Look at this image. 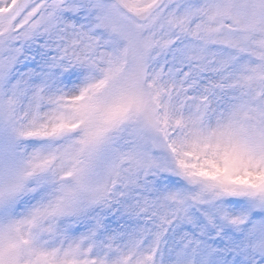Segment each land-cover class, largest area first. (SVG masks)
<instances>
[{"label":"snow or ice","instance_id":"6c2138e0","mask_svg":"<svg viewBox=\"0 0 264 264\" xmlns=\"http://www.w3.org/2000/svg\"><path fill=\"white\" fill-rule=\"evenodd\" d=\"M0 264H264V0H0Z\"/></svg>","mask_w":264,"mask_h":264}]
</instances>
